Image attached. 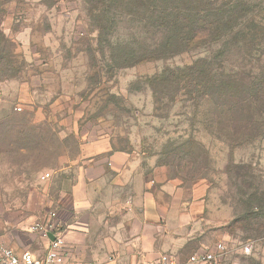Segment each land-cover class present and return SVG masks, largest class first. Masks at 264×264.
Instances as JSON below:
<instances>
[{"label": "rangeland", "instance_id": "obj_1", "mask_svg": "<svg viewBox=\"0 0 264 264\" xmlns=\"http://www.w3.org/2000/svg\"><path fill=\"white\" fill-rule=\"evenodd\" d=\"M53 1L22 5L12 25L4 18L1 25L11 29L0 65V236L23 219L40 220L55 206L72 174L67 161L81 154L82 140L96 138L139 153L155 183H201L214 203L212 213L233 217L227 167L244 162L264 176V136L232 148L209 105L197 106L181 95L174 100L172 91L152 81L207 49L126 65L123 49L139 48L134 23L116 17L101 34L86 0ZM216 1L247 4L248 16L260 23L248 26L258 32L256 56L264 59V0ZM238 56L231 57L234 65L241 62ZM193 140L208 153L204 171L178 152ZM47 172L50 177L42 179ZM241 244L233 240L222 264H264L262 240L250 255L241 252Z\"/></svg>", "mask_w": 264, "mask_h": 264}, {"label": "trees", "instance_id": "obj_2", "mask_svg": "<svg viewBox=\"0 0 264 264\" xmlns=\"http://www.w3.org/2000/svg\"><path fill=\"white\" fill-rule=\"evenodd\" d=\"M42 2L55 5L57 1ZM86 2L91 19L99 23L101 34L117 22L116 17L134 23L133 43L139 48L121 49L125 53L120 59L126 65L169 59L206 48L207 53L197 56L192 63L164 69L152 79L153 84L172 91L174 100L181 95L182 100L197 106L209 105L216 116L215 124L221 123L220 132L229 139L232 148L264 136V59L256 56L261 43L258 32L248 26L251 23L254 29L260 23L248 16L246 3L216 0ZM6 4L7 0H0V65L8 41L1 27ZM234 53L241 59L237 65L231 62ZM178 152L201 171L209 161L205 148L194 140ZM226 171L232 175L227 199L230 198L235 212L226 225L218 228L226 236L220 240L232 245L234 239L244 243L264 237V176L244 162L230 164Z\"/></svg>", "mask_w": 264, "mask_h": 264}, {"label": "crops", "instance_id": "obj_3", "mask_svg": "<svg viewBox=\"0 0 264 264\" xmlns=\"http://www.w3.org/2000/svg\"><path fill=\"white\" fill-rule=\"evenodd\" d=\"M31 2L42 0L9 1L4 19L12 25L22 5ZM10 29L3 31L7 35ZM81 145V154L67 161L69 183L60 188L55 206L40 217L54 211L63 224L65 264L159 263L163 254L185 261L226 237L218 228L232 217L212 213L214 203L201 183L190 187L170 180L155 183L139 153L100 138L82 140ZM36 221L23 219L2 238L19 251L42 256L46 243L30 230Z\"/></svg>", "mask_w": 264, "mask_h": 264}, {"label": "built area", "instance_id": "obj_4", "mask_svg": "<svg viewBox=\"0 0 264 264\" xmlns=\"http://www.w3.org/2000/svg\"><path fill=\"white\" fill-rule=\"evenodd\" d=\"M50 177V173H45L42 179ZM30 230L38 233L46 243L44 255H36L30 250H17L8 244L0 236V264H65L68 249L63 236V224L58 220L54 211H49L43 220L36 221L31 225ZM53 234L54 238L50 237ZM264 242V237L260 238ZM259 239H250L242 243L240 250L245 255L253 253ZM233 251L232 245L226 240H220L214 244L213 248H205L191 254L187 260L181 261L177 256L163 254L159 263L149 262L141 264H222L226 257Z\"/></svg>", "mask_w": 264, "mask_h": 264}, {"label": "water", "instance_id": "obj_5", "mask_svg": "<svg viewBox=\"0 0 264 264\" xmlns=\"http://www.w3.org/2000/svg\"><path fill=\"white\" fill-rule=\"evenodd\" d=\"M50 237L53 239L54 238L53 234H50Z\"/></svg>", "mask_w": 264, "mask_h": 264}]
</instances>
